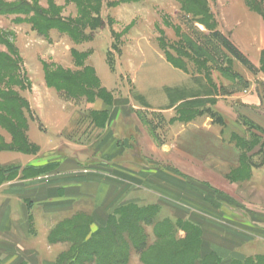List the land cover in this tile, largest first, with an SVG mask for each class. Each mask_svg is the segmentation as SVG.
Here are the masks:
<instances>
[{"label": "rangeland", "instance_id": "obj_1", "mask_svg": "<svg viewBox=\"0 0 264 264\" xmlns=\"http://www.w3.org/2000/svg\"><path fill=\"white\" fill-rule=\"evenodd\" d=\"M41 16L55 24L43 27ZM261 26L264 0H0V186L22 176V149L35 128L64 125L79 109L69 136L89 132L82 127L85 103L73 98L110 105L114 98H187L176 111L188 126L203 128L188 135V149L194 153L197 139L203 157L238 163L229 174L236 187L231 197L222 195L223 207L241 220L262 219L264 131L255 126L264 118ZM12 110L20 122L10 129ZM216 143L226 147L209 150ZM24 150L35 152L29 145ZM49 156L42 173L55 167ZM209 185L200 189L211 201ZM217 185L226 192L225 183Z\"/></svg>", "mask_w": 264, "mask_h": 264}, {"label": "crops", "instance_id": "obj_2", "mask_svg": "<svg viewBox=\"0 0 264 264\" xmlns=\"http://www.w3.org/2000/svg\"><path fill=\"white\" fill-rule=\"evenodd\" d=\"M256 40L261 55L264 26ZM73 99L85 103L82 127L89 132L69 136L79 109L65 126L35 128L37 135L30 133L29 140L36 151L22 152V176L0 186V264H61L71 243L51 241L59 226L80 221L89 238L130 209L152 215L150 223L141 224L148 246L161 241L157 229L170 227L181 243L193 226L201 233L197 264H264V217L241 220L221 202L236 187L229 174L238 163L213 154L203 157L197 139L194 153L188 149V135L203 128L188 126L176 111L187 98H114L111 105L101 98ZM102 115L107 117L99 122L96 116ZM260 119L255 126L264 131ZM259 135L264 143V132ZM220 144L209 150L226 147ZM138 146L141 154L133 155ZM48 156L55 167L38 173ZM259 175L260 188L264 165ZM204 182L210 184L211 201L201 192ZM219 183L226 184V192ZM128 264H142L138 251L132 249Z\"/></svg>", "mask_w": 264, "mask_h": 264}, {"label": "trees", "instance_id": "obj_3", "mask_svg": "<svg viewBox=\"0 0 264 264\" xmlns=\"http://www.w3.org/2000/svg\"><path fill=\"white\" fill-rule=\"evenodd\" d=\"M89 8H84V18L89 15ZM44 17V16H43ZM42 16L40 20L43 27L51 28L55 24V19ZM59 21V26L64 29L70 28L66 23ZM57 21V23H58ZM45 29V28H44ZM64 80V77H61ZM261 99L264 101L262 95ZM12 102L18 103V101ZM18 100V99H17ZM9 120L7 126L10 129L15 128L12 122H20L16 110L9 111ZM17 126V125H16ZM24 148L36 147L25 139ZM21 148V147H19ZM22 152L26 153V150ZM38 172V171H37ZM40 173V171L38 172ZM14 179L7 177V180ZM119 219L113 217L106 230L98 231L88 238L89 232L84 229V224L80 221L64 223L57 228L51 235V241H68L71 248L68 253L62 256L61 264H90L93 261L99 264H128L130 253L133 250L141 255L143 264H197L199 257L201 233L193 226L187 227L188 233L186 239L179 243L176 242L170 232V227L155 230V234L160 242L148 246L146 235L141 229L142 223H150L152 215L145 210H128ZM204 264H214L209 260Z\"/></svg>", "mask_w": 264, "mask_h": 264}]
</instances>
